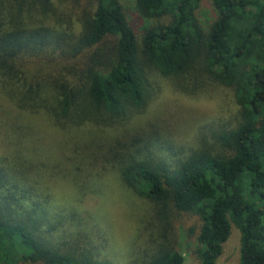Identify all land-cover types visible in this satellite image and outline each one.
Returning a JSON list of instances; mask_svg holds the SVG:
<instances>
[{
	"label": "trees",
	"instance_id": "trees-1",
	"mask_svg": "<svg viewBox=\"0 0 264 264\" xmlns=\"http://www.w3.org/2000/svg\"><path fill=\"white\" fill-rule=\"evenodd\" d=\"M63 1L0 0V93L28 118L0 117L8 133L0 264H114L82 242L73 210L53 208L39 186L36 177L53 165L38 155L29 123L40 112L63 131L92 126L53 167L82 196L115 171L160 218L171 210L198 216V264H216L232 225L238 264H264V0H208L215 16L207 25L197 17L205 0H134L133 12L120 0H85L75 22L58 13ZM160 80L186 94L221 86L236 105L230 124L209 125L195 138L201 145L174 162L146 139L141 126L150 121L135 119L149 112ZM161 237L126 264H183L173 240Z\"/></svg>",
	"mask_w": 264,
	"mask_h": 264
},
{
	"label": "rangeland",
	"instance_id": "rangeland-1",
	"mask_svg": "<svg viewBox=\"0 0 264 264\" xmlns=\"http://www.w3.org/2000/svg\"><path fill=\"white\" fill-rule=\"evenodd\" d=\"M120 2L133 12L134 0H120ZM84 4L85 0L63 1L58 13L71 17L75 22L74 14L79 12ZM214 16L215 10L212 4L208 0L203 1L197 10L199 21L207 25ZM160 83L162 90L150 105L149 112L143 114V118L135 119L141 123H144L146 119L147 122L150 121V126H141L148 131L146 139L156 141L170 161L174 162L177 157L186 153L190 146L201 145L195 138L201 131L208 129L209 125L231 123L230 116L235 112L236 105L228 89L214 86L208 91L186 94L175 91L169 81L160 80ZM159 107L166 111L165 117L161 113L158 117L155 115ZM17 112L13 104L0 93L2 120L4 117L10 119L17 116L28 119L27 114L22 115ZM31 117L32 120L29 119V123L33 126L36 141L40 139L36 151L48 165L53 164L52 169L49 168L42 176L36 177L39 180V186L48 187L47 191L50 195L47 199L53 208L62 213L73 210L79 234L85 237V240H82L84 244H88L86 238L90 239L96 244L94 247L98 249L99 257L109 258L114 264H126L138 250L150 252L153 245L162 240L161 234H165L173 240L175 247L184 256L183 264H198L195 253L196 236L200 225L198 216L171 210L167 215V221L160 218L149 200L137 196L124 187L115 171L102 176L98 193L82 196L81 192L76 191L74 181H68L63 176V171L60 174L62 169H53V167L54 162L62 164L59 160L63 159L60 157L61 149L77 146L74 142L78 141L80 136H87L86 132L92 126L78 127V129L70 130L73 132H69L54 126L43 112L33 114ZM173 120L175 122L172 124ZM214 120L217 123H212ZM4 127L0 126V153L7 145L5 139L8 133L5 132ZM102 130L106 134L117 132L114 128H102ZM42 164L44 163L41 162ZM67 171L68 169L65 171L66 176L72 177ZM239 236V230L232 225L216 264H238ZM65 242L66 247L74 245L70 241Z\"/></svg>",
	"mask_w": 264,
	"mask_h": 264
}]
</instances>
